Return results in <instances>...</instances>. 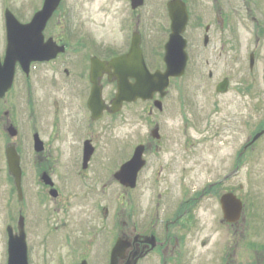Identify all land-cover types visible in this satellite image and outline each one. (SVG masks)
Instances as JSON below:
<instances>
[{
  "label": "flooded vegetation",
  "instance_id": "af4514ba",
  "mask_svg": "<svg viewBox=\"0 0 264 264\" xmlns=\"http://www.w3.org/2000/svg\"><path fill=\"white\" fill-rule=\"evenodd\" d=\"M59 3V7L46 25V29H52L51 34H46L51 39H54L53 32L57 31L58 25L65 23L70 14L68 7L64 6V0ZM145 6V3L136 9L130 4L128 8L126 6L124 20L118 25V30L123 36L120 44L114 45L115 49L109 54H102L99 51L101 44L96 43L90 33H87L88 37H82V47L73 49L75 57L68 61L64 60L68 55V45L60 41L55 42L57 45L65 46V53L40 65L49 66L58 61L62 62L63 67L58 74L59 82L72 93L69 97L72 101L66 104L65 112L47 111L44 107L41 111L36 108L34 100L30 99L29 80L20 81L21 84H25L24 87H20L22 91L20 107L22 121L27 123L25 135L28 147L24 157L22 151L16 148L18 144L14 142L19 135L16 134L12 138L6 132L9 139L5 138L4 143L0 144L2 164L0 179L3 186L5 181L11 186L12 211L14 221L16 220V222L12 221V224H16L12 227L11 210L7 208L6 199L2 196L0 198V264H5L6 261L7 226L11 227L12 234L19 235L22 231L28 264H112L118 243L120 247L118 245L117 258L113 264H150L152 260L157 264H165L171 260L180 261L182 240L189 235H191L190 239L192 236L195 238V230L200 227L195 222V215L204 202L215 198L220 207L222 196L235 193L229 190L223 193V189L230 180H234V177L239 175L235 170L239 169L240 164L245 163L242 153H237L232 170H226L213 180L205 179L199 188L187 186L183 190L180 186V194L175 198L172 195L175 194L173 192L175 187L172 184L170 188L157 190L160 181L168 180L176 173L180 174L175 178L176 181L179 180V184L180 181H187L189 175L184 172L191 167L197 168L198 165L197 140H190V143H187L185 139L181 144L165 143L166 137L161 124L166 107L164 99L168 97V93L164 99L156 94L152 100L123 102L119 110L111 112L110 104L115 97L119 76L115 70L117 65H114L109 74H102L99 78L102 92L104 83L113 87V95L108 99L103 97L106 106L103 114L93 119V113L87 107L92 87L90 83L92 58H97L100 62L124 60L128 56L131 39L135 36L138 40L141 60L149 69L143 38L147 21L145 15H140L144 12ZM73 18L74 16L71 17L72 20ZM16 74L21 77L18 70ZM211 77L210 74L209 78ZM127 80L132 83L131 78ZM176 80L179 79L170 80L169 87ZM7 95L0 103H5ZM156 101L160 103L155 106ZM138 104L144 105L142 115L145 114L147 119L152 118V125L142 130L143 142H140L141 138H139L136 144L130 143L124 147L126 153L117 166L118 163L114 159L119 150L110 147L103 154L96 144V135L92 131L103 123L106 124L105 130H107L117 121L120 124L125 120L132 121L131 113L128 119L124 120L121 114L126 108ZM8 115L7 111L2 114L4 118ZM241 121L239 116L227 117L224 121L227 131L232 130L236 125L240 126ZM244 125L242 121L241 127ZM9 126L16 130L13 120L6 122V127L3 126L4 131ZM184 130L186 131L185 128ZM246 140L241 143L242 151L255 144L254 142L249 145ZM138 147L141 148L142 167L137 173L134 186H125L115 175L119 168L133 157ZM8 148L14 149L19 160V192L15 186V178L7 169ZM218 155L221 162L225 154ZM147 173L150 176H148L147 188L138 192L140 182ZM29 183L34 189L31 193L28 189L31 186ZM7 194L10 195L9 191ZM118 197L125 200V203L119 206ZM27 218L33 227H28ZM20 219L23 227L19 231L17 223ZM238 223L239 221L231 226Z\"/></svg>",
  "mask_w": 264,
  "mask_h": 264
},
{
  "label": "rangeland",
  "instance_id": "374dc122",
  "mask_svg": "<svg viewBox=\"0 0 264 264\" xmlns=\"http://www.w3.org/2000/svg\"><path fill=\"white\" fill-rule=\"evenodd\" d=\"M182 1L187 3L190 16L184 34L188 62L185 75L173 81L168 88V97L164 99L166 107L161 113V128L164 129L167 145L181 144L185 139L187 143L197 140L198 165L184 172L189 175L187 181H180L179 184L175 178L180 174L176 173L174 177L160 181L157 190L162 191L173 185L175 194L172 195L175 198L180 194V186L183 190L187 186L199 188L205 179L213 180L226 170H232L237 153H242L245 165L239 170V175L224 187L223 193L226 190L234 191L235 197L241 200L243 210L239 223L231 226L222 223L221 209L215 198L204 202L195 215V222L200 226L195 230V238L185 236L180 248V261L171 260L165 264H264V134L257 139L258 143L254 137L264 124V0ZM146 2L144 14H140L145 15L147 21L143 30L145 56L148 55L146 60L152 70L162 71V47L169 32L166 0ZM41 4L42 0H0V56L4 50L3 13L6 7L17 21L28 24ZM64 6L68 7L70 14L65 23L58 25L52 38L56 43L60 41L68 45V55L64 60L75 57L73 49L82 47V37H88L87 33L94 37L96 43L100 42L102 48L104 45L120 44L123 33L119 32L118 25L119 20L126 15L128 0H64ZM207 26L209 29L206 33ZM51 30L47 28L43 34H51ZM206 34L209 42L204 45L203 37ZM256 35L259 37L258 43ZM158 48L159 51H156ZM252 52L255 53V61L250 72L247 64L248 54ZM61 63L58 61L54 65L36 64L30 67L27 78L30 99L34 100L36 108L41 111L44 107L47 111L63 113L66 104L72 101L69 99L72 95L70 89H65L59 82L58 74L63 67ZM209 73L211 78L208 77ZM224 78L229 82L227 93H215L214 86ZM21 86L18 74H15L14 85L5 103H0V144L4 143L5 138L9 139L3 126L6 127V122L13 120L19 135L14 141L18 144L16 148L26 157L27 123L22 121ZM112 95L113 87L104 83L103 97L108 99ZM142 110L143 104L128 107L121 117L123 120L128 119L131 113L132 121L125 120L122 124L117 121L107 130L106 124L101 123L92 131L103 154L110 147L119 150L114 159L117 166L126 153L124 147L130 143L136 144L139 138L143 142L142 130L152 125V118L147 119L145 114L142 115ZM6 111L9 115L4 118L2 114ZM238 116L244 121V127H241V121L240 126L236 125L227 131L224 123L226 118ZM245 139L249 145L255 144L242 151L240 146ZM221 153L225 155L220 162L218 154ZM148 176L147 173L140 182L138 192L147 188ZM2 183L0 179V198L5 197L7 208L11 210L10 222L15 227L16 224H12L16 220L12 211L11 186L7 181L5 186ZM30 185L29 193L34 191ZM121 203H125V200L118 197L119 206ZM29 223L27 218L26 224L33 227ZM150 264L157 262L152 260Z\"/></svg>",
  "mask_w": 264,
  "mask_h": 264
},
{
  "label": "water",
  "instance_id": "95a60500",
  "mask_svg": "<svg viewBox=\"0 0 264 264\" xmlns=\"http://www.w3.org/2000/svg\"><path fill=\"white\" fill-rule=\"evenodd\" d=\"M134 6L140 5L142 0H132ZM59 0H45L43 9L36 13L31 22L27 25L19 24L11 14L6 15L7 29V46L3 61H0V99L9 91L15 64L18 63L21 69L27 73L30 63L33 61H47L55 57V50L50 42L43 43L42 31L52 12L57 7ZM170 19V30L168 41L164 46L165 71H156L149 73L143 65L140 57L137 43H134L130 54L124 60H115L108 63H101L92 60L91 64V83L92 92L88 101V108L93 113L94 118L100 116L105 106L101 100V89L98 85V78L105 72L108 73L110 68L117 65L118 73L117 94L112 102L115 112L123 101L132 102L138 98L143 101L151 99L153 93H159L164 96V90L169 84L170 78L181 77L184 73V67L187 62L185 52L186 41L182 34L187 24V11L185 6L179 0H172L167 4ZM204 43H207L205 38ZM122 63V64H121ZM120 65V66H118ZM128 78H132L133 83H128ZM217 93H225L227 89V81L223 80L221 84L216 86ZM13 137L15 134L11 129L8 130ZM140 148L136 150L134 157L123 165L115 177L125 186H134L137 171L141 168ZM8 169L15 178L16 189L19 191L20 172L18 161L13 152L7 151ZM221 209L224 219L233 223L236 222L241 213V205L232 195H226L221 198ZM19 227L21 222H19ZM8 243V264H27L26 247L24 235L21 231L20 236H10ZM119 245V243H118ZM116 246L112 258V264L116 261Z\"/></svg>",
  "mask_w": 264,
  "mask_h": 264
}]
</instances>
